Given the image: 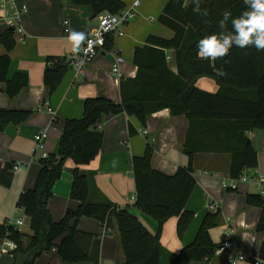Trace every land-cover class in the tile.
Segmentation results:
<instances>
[{
    "label": "trees",
    "instance_id": "obj_1",
    "mask_svg": "<svg viewBox=\"0 0 264 264\" xmlns=\"http://www.w3.org/2000/svg\"><path fill=\"white\" fill-rule=\"evenodd\" d=\"M70 1L90 5L95 17L104 12L119 13L126 7L121 0ZM201 7L207 10V17L192 11L191 0H168L158 22L174 35L166 38L149 34L143 45L135 47L133 63L137 74L121 80V101L103 96L87 98L83 117L65 121L59 153L38 159L41 168L36 185L24 190L18 199L17 206L30 217L31 235L0 223V239L10 233L16 243L13 264H33L52 247H56L64 262L100 264L101 235L80 230L77 223L82 217L96 219L108 228L112 222L117 223L126 258L124 264H159L161 235L167 221L178 217L177 234L183 238L194 219L187 203L197 184L194 159L198 153H229L232 178L258 167V151L247 133L264 130V51L234 47L226 57L209 61L200 58L197 49L199 40L219 32L218 21L225 11L238 17L248 6L245 0H203ZM16 41L12 29L0 36V44L7 50L0 55V82H7L6 93L11 98L30 83L26 73H16L8 79L9 52ZM114 41V37H108L106 51L111 50ZM171 50L175 51L176 72L169 65ZM69 68L66 56L47 58L44 83L50 94L57 90ZM201 77L214 79L218 90L212 92L197 86ZM164 109H169L172 116L183 115L189 121L183 144L189 162L174 174H168L152 167L154 149L151 145L144 154L133 157L134 206L156 221L158 230L153 234L129 208L107 199L92 200L93 174L82 173L79 166L92 162L100 153L104 141L102 124L110 116H135L144 126L150 115ZM33 113L31 109L0 108V132L10 124L26 122ZM131 132L135 133L133 127ZM68 159L75 164L71 198L80 205L77 210L68 209L64 217L56 221L49 202ZM14 174V163H7L0 169V183L10 185ZM237 191V188H226V192ZM246 201L262 210L257 229L264 231V194L248 193ZM218 224L219 210L207 212L194 241L173 252L171 264L211 260L219 245L212 240L210 230ZM260 257L264 259V243Z\"/></svg>",
    "mask_w": 264,
    "mask_h": 264
},
{
    "label": "crops",
    "instance_id": "obj_2",
    "mask_svg": "<svg viewBox=\"0 0 264 264\" xmlns=\"http://www.w3.org/2000/svg\"><path fill=\"white\" fill-rule=\"evenodd\" d=\"M18 3H26L28 12L22 20L25 42H17L9 52L11 65L8 79L11 80L16 73L29 75L30 83L21 92L11 98L6 93L7 82H0V108L34 110L33 115L19 125L10 124L0 136L7 140L2 149L4 155H15L17 160L8 161L0 157V169L7 163L21 164L17 171L13 189L8 194L9 200L15 205L14 213L20 212L17 206L20 194L24 190L32 189L36 185L38 173L33 175L31 169L34 163L41 158V150L35 149V135L42 129L48 128V137L44 140L45 151L58 154L60 139L67 119H81L84 115V101L87 98L107 97L115 102L121 101L119 80L112 73V65L117 54L125 58L121 64L124 74L123 79L134 78L137 67L133 63L134 49L143 45L149 34H155L171 38L174 32L158 22L168 0H144L138 19L130 23L123 37L117 38L111 50L101 52L88 65L81 74H76L69 68L67 74L58 86L57 90L50 94L44 83V70L49 56L68 57L72 51V41L64 34V21H69V27L73 32H90L97 26L93 8L90 5H76L70 0H16ZM129 5L133 0H121ZM7 31V27L0 23V36ZM19 34L15 33V37ZM7 52L6 47L0 44V55ZM169 65L173 71H177L175 51L168 52ZM197 86L208 91H217L218 85L210 77H201ZM46 103L57 111V118L52 121L47 111ZM189 126L188 119L181 116H172L169 109H164L150 115L143 126L135 116L121 114L110 116L103 124V146L98 156L90 163L79 166L82 173L93 174L91 199L94 201L110 200L121 207H127L139 220L156 234L158 230L154 219L146 215L136 206V184L133 175L132 159L136 155L144 154L146 147L151 145L154 154L151 160L153 168L168 174H174L180 166L188 164V156L183 151V144ZM135 133L131 132V128ZM148 131L147 134L141 132ZM248 136L253 141L258 151L259 171L264 172V130L254 129ZM32 155V158H31ZM40 155V156H38ZM31 159V160H30ZM24 160H30L24 163ZM231 155L229 153H198L194 159L195 177L197 184L187 203V209L194 213V219L183 238L177 234L178 217H172L164 226L161 241V259L159 264H171L173 252L180 251L184 246L191 244L200 228V225L209 211H215L210 207L212 201L219 204V224L210 230L212 240L220 244L228 235L235 241V252H244L250 258L239 264H255L264 259L260 257V250L264 243V231L257 229L262 210L251 206L246 201V195L252 193L250 185L238 186L237 192H226L222 181L230 176L229 168ZM73 165L66 166L68 171H63L53 189V197L49 202V209L53 219L59 221L64 217L68 209L77 210L80 202L71 198L73 183ZM26 168V169H23ZM264 194V190L262 191ZM215 199H214V198ZM20 216L13 218L18 219ZM6 217L0 223L4 224ZM22 219V218H21ZM23 220V219H22ZM77 227L80 230L101 235V261L100 264H124L126 258L122 248L119 228L114 221L112 225L104 227L93 218L82 217ZM27 235L29 232L22 230ZM1 240V239H0ZM55 250V251H54ZM50 252L47 260L52 264H95L93 262L68 263L62 261L57 249ZM0 264H13L11 258L3 260ZM45 253L42 254L44 256ZM231 255V250L214 256L208 261H191L188 264H226Z\"/></svg>",
    "mask_w": 264,
    "mask_h": 264
},
{
    "label": "built area",
    "instance_id": "obj_3",
    "mask_svg": "<svg viewBox=\"0 0 264 264\" xmlns=\"http://www.w3.org/2000/svg\"><path fill=\"white\" fill-rule=\"evenodd\" d=\"M142 6V0H133L129 5H126L119 13L104 12L96 17L97 26L90 32H83L86 34L85 41L81 44L80 52L76 55L71 51L68 56L69 66L76 74L83 73L88 65L98 56L101 52L106 51L105 45L109 36L115 39L125 35V28L130 24L131 20L139 16V8ZM28 12V5L26 3H18L16 0H0V23L5 25L7 29H12L19 36L16 37L17 42H25V35L22 27V20L24 15ZM65 28L64 34L70 39V34L73 32L69 27V21H64ZM91 42V43H90ZM83 61L81 65L80 62ZM125 62L124 56L117 54L112 65V73L119 80L124 78L121 70V64ZM77 65H80L77 67ZM47 111L51 115V120L57 118V111L54 110L49 103H46ZM142 133L147 134L145 129L141 130ZM48 137V128L40 130L34 137L35 149L41 150V158H47L49 154L45 151L44 140ZM39 159V158H38ZM21 164H14V170L17 171L21 168ZM252 183L257 185L261 191L264 190V172L257 169L248 170L239 178L227 177L224 178L222 184L224 188H238L241 183ZM210 207L217 211L219 204L216 201L210 203ZM24 221L18 219H6L5 226L17 227L22 231ZM236 243L228 235L215 251V256L223 254L227 250H231V255L226 264H239L241 261H247L250 258L244 252H235ZM16 249V243L8 233L0 240V257L3 254H12ZM255 264H260V261H255Z\"/></svg>",
    "mask_w": 264,
    "mask_h": 264
},
{
    "label": "clouds",
    "instance_id": "obj_4",
    "mask_svg": "<svg viewBox=\"0 0 264 264\" xmlns=\"http://www.w3.org/2000/svg\"><path fill=\"white\" fill-rule=\"evenodd\" d=\"M191 3L194 13L207 17V10L201 7L203 0H191ZM245 3L248 9L240 16L233 17L231 12L225 11L218 21L219 32L199 40L197 49L200 58L215 61L226 57L234 47L264 51V0H245ZM70 39L73 44L72 52L76 55L80 52L86 34L72 32ZM80 64L82 65L83 61Z\"/></svg>",
    "mask_w": 264,
    "mask_h": 264
},
{
    "label": "rangeland",
    "instance_id": "obj_5",
    "mask_svg": "<svg viewBox=\"0 0 264 264\" xmlns=\"http://www.w3.org/2000/svg\"><path fill=\"white\" fill-rule=\"evenodd\" d=\"M143 2H144V0H142V5H143ZM141 7L139 8V15H140V12H141ZM137 19H138V17L132 19L130 23L136 21ZM155 23H159V22L155 21ZM125 34H126V32H125ZM0 133H2V132H0ZM2 137L3 136H0V157L1 156L5 157V158H7L8 161L17 160L16 162H22L21 159H18L15 155H10V157H9V155H4L2 153V149L5 146V143L7 142V140H4ZM38 156H40V155H38ZM31 158H32V155H31ZM30 160H24L23 162L24 163H28ZM70 165H73L72 164V160L68 159L66 161V163H65V166H64L65 173L68 171V168H66V166H70ZM39 167H40V163H39V160H38L36 163H34L33 168L31 169V173L34 175L37 172ZM23 169H26V168H23ZM18 174H20V172L15 171L14 178H13V180H12L10 185H6L4 183H0V221H3L6 217H8V218H16V217L20 216L23 219L24 223H25L22 226V230L29 232V230H30V217L25 213L23 208H21L20 212L14 213V211L16 209L15 202L13 204L9 200V196H8V194L11 191V189H13L16 180H18L17 179L18 176H19ZM240 185L241 186H245L246 183L243 182ZM250 188L252 190L251 191L252 193H263L257 185H252V186L250 185ZM217 202L220 203L218 200H217ZM54 249H56V247H52V248L46 250L44 252L45 255L44 256L41 255L33 264H52V263H50V260H47L46 255H48L50 257V252H52ZM3 257L4 258L1 261L2 263L4 261H6V260L11 258V256L7 255V254L4 255Z\"/></svg>",
    "mask_w": 264,
    "mask_h": 264
}]
</instances>
